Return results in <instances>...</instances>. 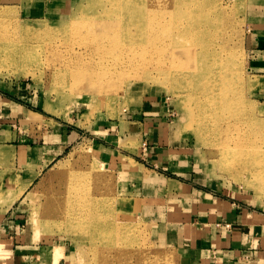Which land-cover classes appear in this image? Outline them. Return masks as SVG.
<instances>
[{"label":"rangeland","instance_id":"1","mask_svg":"<svg viewBox=\"0 0 264 264\" xmlns=\"http://www.w3.org/2000/svg\"><path fill=\"white\" fill-rule=\"evenodd\" d=\"M218 1L233 24L228 90L234 88L264 131L262 84L247 52L248 25L264 22V0ZM83 5L84 0H0V95L17 103L10 114L0 110L1 128L6 140L15 132L32 145H43L45 134L53 149L52 162L23 186L17 169H24L15 167L14 152L0 146V166L6 172L12 167L10 176L0 178V206L18 217L16 246L42 247L50 255L47 264H149L152 252L184 264L166 236L209 240L229 226L223 216L237 210L248 212L242 232L254 239L249 251H260L248 264H264V187L249 184L264 178L263 172L237 174L214 156L182 102L155 74L132 67L118 71L108 77L114 93L103 94L80 81L84 72L66 80L55 68L54 60L69 54L47 39L65 36ZM148 103L152 110L143 113ZM98 148L109 158L99 157ZM256 161L264 162V152ZM84 174L86 181L75 184V176ZM71 189L89 200L79 210L75 199H66ZM55 193L60 202L50 200ZM51 205L58 208L55 218L47 211ZM89 215L96 220L86 221ZM255 222L259 229H253ZM9 244L0 241V264H9Z\"/></svg>","mask_w":264,"mask_h":264},{"label":"bare ground","instance_id":"2","mask_svg":"<svg viewBox=\"0 0 264 264\" xmlns=\"http://www.w3.org/2000/svg\"><path fill=\"white\" fill-rule=\"evenodd\" d=\"M225 8L218 0H84L65 36L54 34L47 42L54 46L57 42L68 51L69 57L53 62L66 80L84 72L80 81L98 86L95 91L103 94L113 92L108 77L118 71L128 72L132 67L142 75L155 74L182 102L183 113L196 126L197 136L206 138L209 151L221 156L224 165L237 174L255 175L264 173V162L256 161L264 152V131L234 88L228 90L226 63L233 55L227 41L233 24ZM38 38L41 36H31ZM85 181V174L75 176V184ZM249 184L264 187V178ZM68 194L66 199H75L77 210L89 202L73 189ZM57 195L50 200L60 202ZM48 207L52 218L59 215L58 208ZM85 219L94 221L96 217ZM171 262L165 252H152L149 258V264Z\"/></svg>","mask_w":264,"mask_h":264},{"label":"crops","instance_id":"3","mask_svg":"<svg viewBox=\"0 0 264 264\" xmlns=\"http://www.w3.org/2000/svg\"><path fill=\"white\" fill-rule=\"evenodd\" d=\"M255 22L248 25L250 43L247 45V52L249 54L250 69L259 78L262 84L259 92L264 96V22ZM0 103H2L0 110L6 111L9 114L12 112V108L17 106L15 101L1 95ZM146 107L143 113H148L149 110H152L149 103ZM134 120H136L135 117ZM6 133V130H3L0 125V146L6 147L10 151V154L14 152L15 162L17 163L15 167L24 169L22 171L15 168L18 171V177L22 178V182H24L23 186L28 184V182L31 185L38 178L40 172L53 160V149L46 141L47 135L44 134L46 139L42 142L43 145H37L39 142L32 145L24 142L27 140H23V138L17 136L15 132L9 136L10 140H6ZM97 152L100 153L99 157H102L103 160L104 155L109 158L107 151H102L98 148ZM10 161L12 162V155H10ZM6 173L10 176L12 174V167L8 166V172H6L4 167L0 166V178H3V175ZM2 185L5 184L3 183ZM9 209V207L4 209L3 206H0V241L10 242L11 244H9L12 249L9 264H47L50 262V255L46 252L44 253L40 246H16L18 245L17 237L20 232L17 227L18 217L9 212ZM244 212L248 214L247 211ZM244 212L239 214L237 210H233V212L231 211L224 215L221 221L229 224V226L219 235L214 233L213 237L211 236L209 240L203 236H200L201 238L193 236L187 240V238H183L184 236H182L178 242L174 238L167 237L172 235H167L165 242H168L167 244L170 246L178 248L181 262L184 264H248L249 260L247 259H250L253 253L258 255L260 251H249V244L254 245V239L251 242V239L246 238L242 232L247 221ZM254 216L259 217V214ZM253 219L256 220L255 217ZM256 224L255 222L253 225V229L255 230L259 229L258 226H255ZM257 258L261 259V257Z\"/></svg>","mask_w":264,"mask_h":264}]
</instances>
